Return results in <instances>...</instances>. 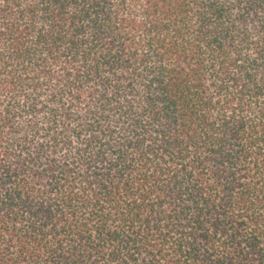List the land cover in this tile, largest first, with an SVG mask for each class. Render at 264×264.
<instances>
[{
    "label": "trees",
    "instance_id": "trees-1",
    "mask_svg": "<svg viewBox=\"0 0 264 264\" xmlns=\"http://www.w3.org/2000/svg\"><path fill=\"white\" fill-rule=\"evenodd\" d=\"M0 264H264V0H0Z\"/></svg>",
    "mask_w": 264,
    "mask_h": 264
}]
</instances>
